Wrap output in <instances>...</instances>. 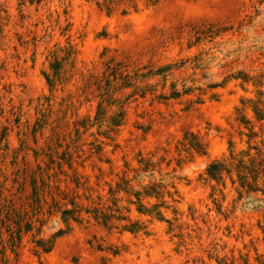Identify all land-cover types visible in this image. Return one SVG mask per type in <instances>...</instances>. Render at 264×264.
Returning <instances> with one entry per match:
<instances>
[{"label":"rangeland","instance_id":"1","mask_svg":"<svg viewBox=\"0 0 264 264\" xmlns=\"http://www.w3.org/2000/svg\"><path fill=\"white\" fill-rule=\"evenodd\" d=\"M166 64L182 67L165 92L190 93L134 97L120 126L92 125L106 66ZM255 114L264 0H0V204L28 212L34 184L32 225L52 243L35 255L26 234L11 252L0 222V264H264V193L236 191L237 161L264 162ZM149 182L160 196H143ZM51 197L74 202L70 218L48 216Z\"/></svg>","mask_w":264,"mask_h":264},{"label":"trees","instance_id":"2","mask_svg":"<svg viewBox=\"0 0 264 264\" xmlns=\"http://www.w3.org/2000/svg\"><path fill=\"white\" fill-rule=\"evenodd\" d=\"M261 2V1H259ZM202 59L200 57H196L194 60V68H200L199 65L202 64ZM199 66V67H197ZM182 65L176 66V64H166L160 67H152V66H142L141 68L135 70L133 73H126L122 71L119 65L115 66H106L98 83L96 86L97 91V105L95 115L93 117L92 125L97 127H101L103 125H110L113 127H118L121 125L124 120V111L122 110L125 105L129 103V100L138 97L139 99H144L146 95H150L154 99L160 101L167 100H176L181 96L187 95L190 93V89H184L180 92L177 89L176 82H170L168 87V93L165 92L166 82L169 80L170 75L172 74V70H177L181 68ZM201 69V68H200ZM154 82V83H153ZM46 83L49 85V80L46 78ZM160 86L159 91L156 92L157 87ZM189 90V91H188ZM126 91H129L126 94ZM120 96V97H118ZM111 109H114L110 115H107V112ZM255 120L257 123L264 124V116L255 114ZM248 125V127H247ZM245 128L249 132L248 141L252 138L256 137V133L252 130L253 126L246 123L244 124ZM82 128L86 127L82 125ZM258 155H261L262 152L258 150ZM238 165L236 166V176L238 181V189L237 195L241 197V191L245 190L246 194L261 192L264 193V189H257L256 187H252V184L248 182V179L252 181V183H256L257 180L262 179L261 183L264 186V162H255L254 160L249 161V165L244 164L242 160L237 161ZM224 164L219 162H212L206 167V175L210 180H220V175L224 171ZM226 174H229L230 171H225ZM233 184V182H232ZM44 184L42 183V186ZM47 189L49 187L44 185ZM163 185L160 183L149 182L143 192L144 197H152L153 194L156 193L157 196L162 194L157 192L159 188H162ZM58 194H62L58 187H53ZM116 187L115 190L109 188V196L113 197L114 194H125L127 197L130 195V191H132L131 187H127L126 189H118ZM36 188L33 184L31 186V202L28 203L27 209L28 212L21 213L19 210L9 209L8 206H4L0 204V216L3 213V217L0 219V222L7 223V231H8V240L10 242V250L11 252L20 244L22 235L30 234V243L32 244V252L35 255L39 254H47L52 249V243L49 239L44 240L38 237L40 222L36 221L38 226L33 227L31 221L32 216L39 209V203L36 197ZM48 192V191H47ZM57 195V194H55ZM134 195L139 196V193L135 192ZM51 196V195H50ZM51 207H48V216L54 217L59 215L62 220L65 221L66 218H70V214L74 212V202L65 201L64 198H60V201H56L53 197L50 198ZM60 202L62 203L63 208L59 206ZM69 204L72 209H67L66 205ZM54 208V209H52ZM142 205H139L137 212L139 214H150L149 211H144ZM159 220H162L161 218ZM31 230L33 234L31 233ZM130 233H135V230L126 229ZM35 232V233H34Z\"/></svg>","mask_w":264,"mask_h":264}]
</instances>
